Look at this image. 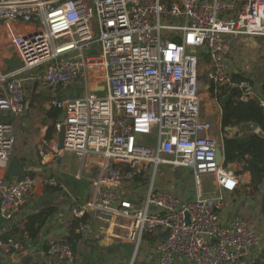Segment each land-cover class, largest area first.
<instances>
[{"label": "built area", "instance_id": "2783aa9c", "mask_svg": "<svg viewBox=\"0 0 264 264\" xmlns=\"http://www.w3.org/2000/svg\"><path fill=\"white\" fill-rule=\"evenodd\" d=\"M0 22L17 23L11 44L20 65L0 73V215L11 221L36 180L23 173L4 175L15 145L14 126L2 115L24 111L25 82L53 91L49 105L61 111L63 148L79 161L78 178L87 181L76 216L104 223L126 219L133 258L143 244L158 264H231L258 245L255 224L221 218L223 192L239 185L230 164L217 162L219 140L201 115L203 86L199 62L207 58L205 79L229 84L241 99L258 98L250 80H232L228 58L239 35L264 37V0H0ZM26 75V76H25ZM81 83L84 92L58 91ZM42 149L41 154L47 155ZM190 171L188 196L163 185L158 168ZM211 175L218 193L202 189ZM45 184L64 188L55 177ZM188 216V222H187ZM169 228L165 239L158 233ZM77 233H90L88 222ZM24 244L0 240V250L16 264ZM45 255L62 264L74 255L66 239L49 240ZM132 263V262H131Z\"/></svg>", "mask_w": 264, "mask_h": 264}, {"label": "crops", "instance_id": "0c3cea01", "mask_svg": "<svg viewBox=\"0 0 264 264\" xmlns=\"http://www.w3.org/2000/svg\"><path fill=\"white\" fill-rule=\"evenodd\" d=\"M20 27L21 25L17 23L6 24L5 22H0V67L4 60L13 56L17 58L20 64L18 56L15 54V49L11 44L12 33ZM1 44H8L11 51L10 49L8 50L9 52L6 50L2 51ZM263 62L264 37L248 35L235 37L232 52L228 58V69L232 73L242 75L252 82V76H257L258 82L255 81L253 87H255L254 90H258V94L256 93L257 97L262 99H264V96L260 92V84L263 79ZM13 65L16 68L19 67L16 63ZM208 66V59L202 57L199 62V68L200 78L203 83L200 96L202 106H205L204 117L210 120L216 114L217 122L220 125L221 107L212 94L213 86L204 77ZM13 70L9 69L8 72L3 73L9 74ZM24 85L26 93L24 111L17 115H9L8 113H2V115L6 118L8 117L14 126L15 145L11 158H17L21 161V174L28 173L35 178L36 192L25 199L11 221L3 219L0 215V236L6 231L8 225L21 224L28 215L43 208L52 207L54 210L43 225L40 237L34 243L31 240H26L28 247H24V252L19 256L20 259L16 263L21 264L22 257L29 255L32 258L30 264H34L35 262H47L50 260L43 251V246L49 240H62L69 236L71 223L75 218L81 217L75 215V210L83 202L88 184L85 179L76 176L79 169V161L72 152L61 150L58 153H54L51 149L52 142L57 139L56 131H52L50 136H48V129L54 124L51 117L52 106L49 105L53 91L47 88L44 89L41 84H32L29 81L25 82ZM63 90L58 91V95ZM259 106L264 111V107L260 104ZM226 129H229L231 133L235 131L233 127ZM218 140L222 144V137H219ZM42 149L48 151L46 156L41 154ZM66 156H69V158L66 159ZM71 158H73V161H71ZM241 163L235 162L230 163V165L237 171L241 169ZM182 170L185 169L177 168L171 172L177 173ZM186 171L190 173L189 170ZM50 176L62 182L64 188L46 185L44 180ZM238 176L239 185L237 188L232 192L222 193L223 204L220 209V215L225 221H230L234 218H244L255 224L259 236L258 245L252 249L247 257L231 263L252 264L255 258L261 257L262 254L264 255V212L262 208L264 192L260 188L256 189L251 186L249 172H243L238 174ZM14 178L16 176L12 177L7 175V173L4 175V179L7 181ZM203 179L205 183H210L207 184V190L204 193L209 195L218 193V188L211 175L204 176ZM163 185L165 187L169 186L174 193L181 194V196H188L192 188L187 183L178 184L173 179L168 184L163 182ZM87 215L90 233L87 236L81 235L80 240L75 245L76 253L74 259L69 264H130V253L133 249V244L126 237L125 224L116 223L115 217L108 224L100 222V220L93 218L89 214ZM75 232H77V229ZM3 255L2 263L10 260L11 256H6L4 253ZM131 264H158V254L145 243L137 259ZM173 264H188V262L177 260Z\"/></svg>", "mask_w": 264, "mask_h": 264}, {"label": "trees", "instance_id": "16d2710c", "mask_svg": "<svg viewBox=\"0 0 264 264\" xmlns=\"http://www.w3.org/2000/svg\"><path fill=\"white\" fill-rule=\"evenodd\" d=\"M263 79L260 84V92L264 96V62L262 65ZM247 80L242 75L233 74L232 80L238 82L240 80ZM229 93V99L225 103H221L222 98ZM216 101L221 107V132H222V151L224 164L241 163V169L237 170V174L249 172L250 184L258 189L259 184L264 181V139L259 137L255 130L260 128L264 132V111L259 106L257 98H250L247 100L241 99V92L231 87L229 84L217 87L213 91ZM61 111L52 107L51 117L54 124L60 118ZM49 127L48 136L55 127ZM235 128L233 133L226 128ZM243 159V160H242ZM264 212V199H263ZM53 208H43L27 216L26 220L21 224H11L7 226L6 231L0 236V240L7 241L12 239L19 241L24 246L28 247L26 239H30L34 243L40 237L41 230L45 224L48 216L53 212ZM88 215L84 214L81 217L75 218L70 225V234L66 237L67 242L75 256V245L81 238V234L75 232L80 224L86 223ZM47 244L43 246V251L46 252ZM4 255L0 250V264H2ZM31 256L25 255L21 259V264H30ZM34 264H62L56 259H50L47 262H38ZM252 264H264V255L255 258Z\"/></svg>", "mask_w": 264, "mask_h": 264}, {"label": "rangeland", "instance_id": "374dc122", "mask_svg": "<svg viewBox=\"0 0 264 264\" xmlns=\"http://www.w3.org/2000/svg\"><path fill=\"white\" fill-rule=\"evenodd\" d=\"M2 43V42H1ZM2 45V47H1V49H2V51H8L9 49H10V51H11V48L9 47V45L7 44V45H3V44H1ZM9 52V51H8ZM16 54V53H15ZM19 59V58H18ZM20 61V60H19ZM17 64V65H20L19 64V62H18V60H17V58H15L14 56L11 58V57H9L7 60H4L3 61V64H2V66L0 67V72L2 73V74H5V73H3V72H8V70L9 69H11V70H13V69H15L16 68V66L15 65H13V64ZM13 66H15V67H13ZM13 71H15V70H13ZM252 79H253V85H255L254 84V82L256 81V82H258V79H257V76H252ZM255 88V87H254ZM255 91V93H257L258 94V90L256 91V90H254ZM84 92V90H83V85L81 84V83H72V84H70V85H68L60 94H59V96L60 97H75V96H78V95H81L82 93ZM216 102V101H215ZM217 104V103H216ZM204 112H205V106L203 105V106H201V115H202V117L205 119V120H207V121H209L210 122V124H211V126H212V135L213 136H215V137H217L218 139H219V137L221 138L222 136H221V134H222V132H221V126L219 125V123L217 122V119H216V114L214 115V116H212L211 118H210V120H208V119H206L205 117H204ZM16 143H17V141H16ZM74 155V154H73ZM69 158V156H66V159H68ZM71 161H73V158H71ZM158 172L160 173L161 172V174H160V179L164 182V183H166V184H168V182L170 181V180H175V182H178V184H181V183H187V184H189L191 187L193 186V182H192V178H191V176H190V173L189 172H187L186 170H182V171H179V172H177V173H172L171 172V170L169 169V168H167V167H165V168H162V167H159L158 168ZM204 177L202 176V189H203V191H206L207 190V184H210V183H205V181H204V179H203ZM115 222L116 223H118V224H120V225H122V224H125V228H126V223H127V221H126V219H124V218H122V217H115ZM122 221V222H121ZM100 222H102V221H100ZM102 223H104V222H102ZM106 225V224H105ZM126 233H127V231H126ZM127 237V236H126ZM131 245V244H130ZM133 249H132V251H131V255H130V264H131V262H133V261H135L136 259H137V257H138V255H139V252L135 255V257H134V259H133V261H132V258H133Z\"/></svg>", "mask_w": 264, "mask_h": 264}, {"label": "water", "instance_id": "95a60500", "mask_svg": "<svg viewBox=\"0 0 264 264\" xmlns=\"http://www.w3.org/2000/svg\"><path fill=\"white\" fill-rule=\"evenodd\" d=\"M229 96H230L229 93L226 94L222 98L221 103H225L229 99ZM255 132L259 137L264 139V132L260 128H257L255 130ZM63 138H64V127L61 126L57 132V140H58L59 148H63ZM216 160H217V162L223 161V151L219 147L216 149ZM21 172H22L21 161L17 158H10L7 169H6L7 175H10L12 177L18 176L21 174ZM259 188L262 192H264V181L259 184ZM186 220L188 222V216H187ZM169 231H170V229L166 228L164 231L159 232L157 235L159 238L165 239L167 237ZM26 240L29 241L30 239L28 238Z\"/></svg>", "mask_w": 264, "mask_h": 264}]
</instances>
